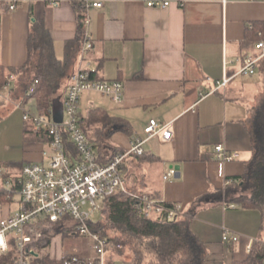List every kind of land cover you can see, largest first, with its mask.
Returning <instances> with one entry per match:
<instances>
[{
  "label": "crops",
  "instance_id": "crops-1",
  "mask_svg": "<svg viewBox=\"0 0 264 264\" xmlns=\"http://www.w3.org/2000/svg\"><path fill=\"white\" fill-rule=\"evenodd\" d=\"M0 1L16 4L14 10L2 5L3 65L22 71L30 59L35 61L41 54L51 62L65 61L67 45L77 42L79 36V21L71 0ZM94 1H102L103 6L86 8L89 23L85 25L82 49L62 77L57 98L66 93L71 73L80 66L95 68L101 79L124 83L119 104L96 92H85L110 102L99 104L89 98L85 115L80 111V100L81 118L101 108L122 120V128L109 132L108 141L95 147L103 162L118 151H127L136 138L145 137L151 119L171 122V140L157 135L144 146L154 161L132 155L124 162L126 185L129 187L131 182L135 190L158 192L164 201L187 210L200 201L191 226L207 244L208 264L247 260V245L255 240L264 242V212L212 199L211 194L241 177L252 158L248 119L264 87L259 66L264 57V0H170L167 8L147 7L142 0ZM86 37L92 47L83 54ZM259 43H263L262 48H257ZM259 56L260 84H255L243 77L255 74L239 71L246 58ZM225 61L231 80L219 87L218 82L225 77ZM18 75H7L13 77L10 86H4L9 93L0 91L1 124L10 115L9 101L25 104L22 98L13 97ZM28 75L32 77L34 72ZM27 124L21 125L20 119L13 124L11 130L20 145L15 152L0 157V164H4L0 167L9 173H18L27 162H48L47 140L26 135ZM217 145H223L228 154H237L225 164L224 174L216 157ZM160 164L165 167L161 179H157L155 170ZM172 166L178 168V175L166 181L163 176ZM2 202L0 218L13 212V206L17 209L16 202L6 207ZM225 231L238 234L240 241L223 242Z\"/></svg>",
  "mask_w": 264,
  "mask_h": 264
},
{
  "label": "built area",
  "instance_id": "built-area-1",
  "mask_svg": "<svg viewBox=\"0 0 264 264\" xmlns=\"http://www.w3.org/2000/svg\"><path fill=\"white\" fill-rule=\"evenodd\" d=\"M147 7L167 8L170 0H142ZM86 7H102V1L85 0ZM16 4H10L14 10ZM89 23L88 17L84 24ZM92 47L89 40L84 43L83 54ZM259 43L257 48H262ZM259 57H248L239 74H255ZM225 61V77L218 82L225 86L228 77ZM95 68L78 67L69 77L66 93L61 97L63 120L57 123L53 118L52 108L47 113L24 110L23 119L32 123L36 129L47 136V163L27 162L15 174L0 167V193L9 205L17 203V209L0 218V256L5 255L14 246L16 249L15 264H32L35 250L31 245L40 240L45 231L52 237L64 236L66 229L74 236L88 239L90 244L84 251H71L61 256L51 254L50 257L60 264H107L108 256L120 245L105 237L100 230L93 229L94 221L102 210L106 198L117 191L128 192L122 167L129 156H141L145 153V144L157 135L166 141L173 137L172 123H162L153 118L145 127V137L136 138L123 153L114 154L107 162L101 161L94 145L90 141L81 124L79 113L80 100L85 92H96L104 98L119 104L124 96V83L120 80L97 79L92 77ZM7 78V86L12 82ZM39 79H36L27 91L28 97L35 96ZM3 94L0 92V99ZM24 101V100H22ZM23 102L17 104L22 106ZM223 145L216 146V157L220 161V173L224 174L225 164L236 158L237 154H228ZM178 170L173 166L163 176L164 180L175 178ZM18 194V199L14 195ZM145 205L141 212H160L161 201L143 195ZM231 207L234 205H230ZM183 210L176 204L170 210V216ZM0 211H2L0 205ZM223 242L238 243L240 236L225 231ZM253 243L247 245L251 251Z\"/></svg>",
  "mask_w": 264,
  "mask_h": 264
},
{
  "label": "trees",
  "instance_id": "trees-1",
  "mask_svg": "<svg viewBox=\"0 0 264 264\" xmlns=\"http://www.w3.org/2000/svg\"><path fill=\"white\" fill-rule=\"evenodd\" d=\"M79 21V36L77 42L67 45V56L64 62H51L49 57L41 54L37 60L30 59L22 71L8 68L0 62V91L7 83V75L18 74V82L13 89V97L27 101V91L32 83L39 79L37 92V107L40 113H47L52 108V102L58 95L62 77L68 72L77 52L80 53L85 36L86 2L71 0ZM2 5L10 8L9 2L0 1V39ZM260 71L264 77V57L259 62ZM31 71V72H30ZM34 72L30 77L29 73ZM92 77L101 79L97 72ZM122 120L111 116L105 110L97 108L84 118L81 124L94 147L108 141V133L115 128H122ZM249 129L253 138L252 158L247 161L245 173L232 181L224 190L211 194L212 199L236 203L246 208L257 207L264 212V87L260 89L255 103L252 105L248 119ZM125 130V128H123ZM26 135H34L37 139L47 140L42 133L30 123L25 128ZM125 151H118L123 153ZM115 153V154H117ZM135 155L137 158L154 161L151 156ZM126 162V160H125ZM124 164V163H123ZM4 166V164H0ZM124 192L117 191L106 198L100 217L94 221L93 229L101 233L117 246L108 256L107 264H208L209 249L192 229V221L196 209L201 204L197 201L192 209H183L170 216V210L175 203L164 201L158 192ZM143 195L160 200L163 206L160 212H141L145 205ZM0 193V202L4 201ZM98 214V215H99ZM69 230L57 229L56 232ZM31 245L35 250L32 264H60L42 250L51 245L52 237L47 235ZM16 249L13 246L8 253L0 256V264H15ZM234 264H264V242L254 241L247 260Z\"/></svg>",
  "mask_w": 264,
  "mask_h": 264
},
{
  "label": "rangeland",
  "instance_id": "rangeland-1",
  "mask_svg": "<svg viewBox=\"0 0 264 264\" xmlns=\"http://www.w3.org/2000/svg\"><path fill=\"white\" fill-rule=\"evenodd\" d=\"M259 75H260L259 72L256 70L255 75L243 76V77L256 81L255 84L257 83L260 84ZM2 91L6 92V94L7 92L9 93L8 89H6L5 87L2 89ZM87 94L88 93H84L82 95L81 107H80V111L85 115L87 114V110L89 109V102H90L88 100L89 98L91 99V102H98L99 104H104V103L109 104L110 103L109 100H101V98H99L97 95L88 96ZM9 103H10L9 104L10 115H7L3 119V120L6 119V121L4 122L5 124L0 123V157L6 155L7 153L11 154L15 152L16 149H18L20 143L15 137V134L12 133L11 129L13 127V124L16 125V123H18V119H20L21 125L27 124L22 118V116L24 115V110L32 111L35 113L38 112L36 98L28 97L27 101H25V104H23L20 107H18L16 102L14 101H9ZM0 122L2 121L0 120ZM46 153H48L47 150H46ZM164 167H165L164 164H160L158 165V168L155 170V173H156L155 175L157 179L159 178L161 179V175H162V172L164 171ZM132 187H134L133 184L129 182V187L127 186V189L129 190V192H132L131 190L135 192H139L138 190H135ZM14 199L15 200L18 199V194L14 195ZM2 203L1 204L3 207L5 205H9V203L6 201ZM14 210H16V206H13V211ZM99 217H100V214L97 215L95 220L97 221ZM71 232L72 231L69 230L66 233H64L63 237L58 236V238H56L55 241H53V243L48 248L41 251L42 254L49 255V257L51 254L61 256L62 254H66L71 251H84L85 249H88L90 241L82 237L74 236V234H72Z\"/></svg>",
  "mask_w": 264,
  "mask_h": 264
},
{
  "label": "water",
  "instance_id": "water-1",
  "mask_svg": "<svg viewBox=\"0 0 264 264\" xmlns=\"http://www.w3.org/2000/svg\"><path fill=\"white\" fill-rule=\"evenodd\" d=\"M53 118L57 123L63 120V106L60 98L53 100L52 104ZM178 170V168L176 167Z\"/></svg>",
  "mask_w": 264,
  "mask_h": 264
}]
</instances>
